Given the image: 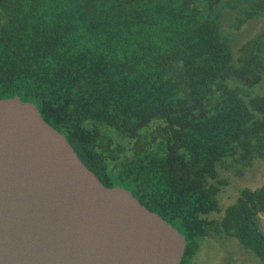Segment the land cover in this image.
Masks as SVG:
<instances>
[{
	"label": "trees",
	"instance_id": "obj_1",
	"mask_svg": "<svg viewBox=\"0 0 264 264\" xmlns=\"http://www.w3.org/2000/svg\"><path fill=\"white\" fill-rule=\"evenodd\" d=\"M261 19L264 0H0V99L36 103L106 186L178 228L182 264L208 237L264 264V183L220 198L223 170L264 160V27L237 36Z\"/></svg>",
	"mask_w": 264,
	"mask_h": 264
},
{
	"label": "water",
	"instance_id": "obj_2",
	"mask_svg": "<svg viewBox=\"0 0 264 264\" xmlns=\"http://www.w3.org/2000/svg\"><path fill=\"white\" fill-rule=\"evenodd\" d=\"M186 236L108 187L39 107L0 99V264H182Z\"/></svg>",
	"mask_w": 264,
	"mask_h": 264
},
{
	"label": "rangeland",
	"instance_id": "obj_3",
	"mask_svg": "<svg viewBox=\"0 0 264 264\" xmlns=\"http://www.w3.org/2000/svg\"><path fill=\"white\" fill-rule=\"evenodd\" d=\"M263 27L264 19L252 21L245 29L237 32L238 43L241 44L255 36ZM221 177L228 181L220 196L222 207H226L235 201L242 188H255L264 183V160L256 161L250 168L230 165V168L221 172ZM260 222L264 230V215H261ZM191 264H261V262L253 259L235 239L208 237L201 242L200 251Z\"/></svg>",
	"mask_w": 264,
	"mask_h": 264
}]
</instances>
